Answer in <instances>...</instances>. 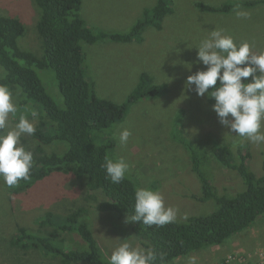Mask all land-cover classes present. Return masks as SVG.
Masks as SVG:
<instances>
[{
  "label": "rangeland",
  "instance_id": "374dc122",
  "mask_svg": "<svg viewBox=\"0 0 264 264\" xmlns=\"http://www.w3.org/2000/svg\"><path fill=\"white\" fill-rule=\"evenodd\" d=\"M200 1L220 6L229 0H174V11L166 16L162 29L146 26L142 42L107 39L94 44L84 43L88 78L95 83L98 96L118 104L127 102L144 72L153 77L155 84L168 87V92L162 96L143 99L131 106L125 119L105 129L102 138L108 142L110 137L116 142V146L109 149V158L123 156L128 161L130 169L126 176L137 187L160 191L166 205L178 209V222H185L191 216L212 214L219 205L214 199L201 201L197 198L203 195L202 184L192 171L189 149L174 137L177 124L184 129L183 136L198 147L203 160L201 169L220 195L232 198L247 187L237 170L221 165L213 158L214 147L230 145L236 161L243 149L248 156L249 168L257 176L264 173V144H253L230 133L220 124L206 94L198 96L194 85L192 89L185 88L187 77L206 67L197 63L194 47L211 30L224 29L225 34L232 35L237 43L249 42L253 52L264 51V4L241 6L242 10L250 12V16L237 18L235 8L226 13L203 12L198 5ZM157 3L158 0H83L81 14L95 31L123 33L143 18L145 8ZM0 13L21 19L26 33L19 39L20 46L44 57L37 30L41 11L36 1L0 0ZM39 44L41 53L34 49H38ZM187 63L192 64L191 71L185 66ZM0 71L2 78L5 71L2 67ZM38 73L47 92L63 106L55 70L48 67ZM13 102L16 104L15 96ZM38 115L27 117L35 124L40 119ZM18 121L17 116L9 114L4 131L13 129ZM122 128H129L132 133L125 146H120L116 139ZM22 137L26 138V135ZM22 137L21 143L25 145L26 139L22 140ZM47 147L50 150V145ZM53 148L62 150L63 145L55 144ZM206 149L209 150L208 158ZM6 194L0 180V264H62L59 257L47 256L37 250L17 251L21 260L14 257L9 261L10 248L3 236L10 239L19 226L38 227L39 216L46 212L65 216L75 207L88 210L85 217L107 261L112 250L125 239L134 247L145 248L133 234V222L126 223V216L122 219L113 212L97 210V205L108 199L106 195L100 190L89 189L71 174L54 173L13 196L11 201ZM190 256L197 258V264H264V215L224 244L191 252L166 264H186ZM224 260L230 263H224Z\"/></svg>",
  "mask_w": 264,
  "mask_h": 264
},
{
  "label": "trees",
  "instance_id": "16d2710c",
  "mask_svg": "<svg viewBox=\"0 0 264 264\" xmlns=\"http://www.w3.org/2000/svg\"><path fill=\"white\" fill-rule=\"evenodd\" d=\"M35 1L41 11L37 30L43 43L44 57L20 46L19 39L26 33L21 19L0 13V67L5 71L0 85L7 86L15 96L18 120L20 115L30 117L33 112L40 117L35 123V134L22 137V140L26 139L24 147L34 154L31 178L21 180L12 188L4 184L6 197L11 201L13 196L31 188L36 182L60 172L71 174L89 189L100 190L106 195L108 199L100 202L97 210L113 212L122 219L131 216L138 187L127 176L119 184H113L106 178L101 164L106 157L109 158V149L116 146V142L110 137L106 142L102 134L105 129L124 120L131 106L143 99L158 98L169 89L155 84L153 77L144 72L127 102L118 104L98 96L95 83L88 78L84 43L94 44L107 39L142 42L146 26L162 29L166 16L174 11V0H158L155 6L145 8L143 18L123 33L95 31L89 27L81 14L83 0ZM237 4L255 7L264 4V0H229L220 6L198 2L203 12L220 13L232 11ZM34 49L41 53L40 44L38 49ZM48 67L56 72L63 106L47 92L39 76L38 70ZM207 100L214 104L213 98L207 96ZM184 132L177 124L173 134L190 151L192 171L199 177L203 189V195L197 198L201 201L214 199L219 209L212 214L191 216L185 222L175 221L162 227L145 225L142 221L133 222V234L143 243L144 249L156 253V264H166L191 252L222 245L264 215V173L257 176L249 168L246 163L248 156L243 149L236 161L230 145L214 147L213 158L221 165L237 170L247 187L228 198L220 195L217 187L203 173L198 147L183 136ZM55 144L63 145V149H54ZM205 154L208 158V149ZM70 211L65 216L46 212L39 216L38 227L19 226L10 239L3 236L10 248L8 260L16 257L20 261L17 251L28 253L37 250L47 256L59 257L62 264H108L85 217L88 210L75 207ZM161 253L164 254L163 261L160 260ZM224 263L227 262L224 260Z\"/></svg>",
  "mask_w": 264,
  "mask_h": 264
},
{
  "label": "clouds",
  "instance_id": "9594fccd",
  "mask_svg": "<svg viewBox=\"0 0 264 264\" xmlns=\"http://www.w3.org/2000/svg\"><path fill=\"white\" fill-rule=\"evenodd\" d=\"M234 11L237 18L250 16V12L242 10L239 4ZM194 48L197 50V63L206 67L189 75L185 88L192 89L194 85L198 96L207 94L213 98L212 109L220 124L230 133L253 144H264V51L253 52L249 42L237 43L232 35L225 34V30L220 28L211 30ZM185 66L191 71V63ZM16 113L13 93L7 86L0 85V180L9 188L21 180H29L34 165L33 152L21 143L22 136L35 134L33 120L20 115L15 127L4 131L9 114ZM35 116L33 112L32 117ZM131 135L129 128H122L116 137L119 145H127ZM101 168L111 183L119 184L128 173L130 164L123 156L106 157ZM134 195L133 215L126 216V223L142 221L145 225L162 227L176 221L178 209L167 206L160 191L138 187ZM163 259L164 254L161 253L160 260ZM156 261L157 255L153 250L134 247L126 239L108 256V264H156ZM186 264H197V258L188 257Z\"/></svg>",
  "mask_w": 264,
  "mask_h": 264
},
{
  "label": "built area",
  "instance_id": "2783aa9c",
  "mask_svg": "<svg viewBox=\"0 0 264 264\" xmlns=\"http://www.w3.org/2000/svg\"><path fill=\"white\" fill-rule=\"evenodd\" d=\"M228 263H230V262H228Z\"/></svg>",
  "mask_w": 264,
  "mask_h": 264
},
{
  "label": "bare ground",
  "instance_id": "6f19581e",
  "mask_svg": "<svg viewBox=\"0 0 264 264\" xmlns=\"http://www.w3.org/2000/svg\"><path fill=\"white\" fill-rule=\"evenodd\" d=\"M228 263V262H227Z\"/></svg>",
  "mask_w": 264,
  "mask_h": 264
}]
</instances>
